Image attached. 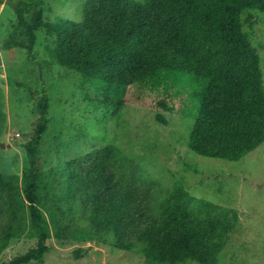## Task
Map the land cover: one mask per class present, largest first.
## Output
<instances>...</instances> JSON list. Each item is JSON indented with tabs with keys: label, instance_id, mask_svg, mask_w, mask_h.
Listing matches in <instances>:
<instances>
[{
	"label": "trees",
	"instance_id": "obj_1",
	"mask_svg": "<svg viewBox=\"0 0 264 264\" xmlns=\"http://www.w3.org/2000/svg\"><path fill=\"white\" fill-rule=\"evenodd\" d=\"M13 6L22 30L10 32L3 49L24 48L34 57L36 32L44 28L53 37L48 47L53 62L97 81L119 98L127 86L157 88L171 75L184 74L189 88L175 93L190 91L197 99L188 141L192 151L236 161L264 142L262 55L244 29V22L253 24L257 15L264 16V0H86L79 21L47 19L45 0H15ZM156 103L171 114L179 111L171 99ZM49 110L50 96L44 92L37 101L33 133L24 143L27 235L37 244L4 264L42 263L52 249L40 197ZM156 120L169 123L161 112ZM65 178L67 193L80 203L94 231L113 232L119 247L131 248L126 236L137 214L144 222L137 237L147 258L167 264H222L225 239L239 220L236 209L194 196L181 185L164 187L114 145L71 158ZM0 186L10 210L15 186L1 174ZM142 197L145 208L139 204ZM82 255L83 249L75 251L76 257Z\"/></svg>",
	"mask_w": 264,
	"mask_h": 264
},
{
	"label": "rangeland",
	"instance_id": "obj_2",
	"mask_svg": "<svg viewBox=\"0 0 264 264\" xmlns=\"http://www.w3.org/2000/svg\"><path fill=\"white\" fill-rule=\"evenodd\" d=\"M14 2L5 0L0 5V174L15 186L10 192V210L0 195V264L37 244L27 235L28 202L23 197L22 178L28 169L24 143L33 133L37 101L44 92L50 96V122L43 146L40 197L52 231L48 241L52 249L44 262L28 264H167L145 255L137 237L144 222L137 214L134 220L139 223L132 221L126 236L132 246L122 248L113 232L94 231L80 203L67 193L69 160L102 145L117 147L164 187L181 185L194 196L236 209L239 220L225 239L220 262L264 264V142L236 161L192 151L188 141L197 99L190 91L175 93L189 88L184 74L171 75L157 88L127 86L119 98L97 81L53 62L48 50L53 37L44 28L36 32L34 57L24 48L3 49L9 33L21 34L22 30ZM85 2L45 0V17L79 21ZM244 29L260 49L264 74V16L257 15L253 24L244 22ZM164 97L179 111L171 114L160 109L156 102ZM159 112L168 124L156 120ZM139 204L145 208L147 199L139 198ZM78 249H83L81 257L75 256ZM180 264L199 263L187 260Z\"/></svg>",
	"mask_w": 264,
	"mask_h": 264
}]
</instances>
